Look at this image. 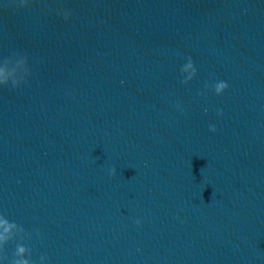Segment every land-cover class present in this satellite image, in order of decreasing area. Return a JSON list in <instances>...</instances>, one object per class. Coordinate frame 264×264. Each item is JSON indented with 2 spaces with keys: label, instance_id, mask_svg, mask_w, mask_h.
Listing matches in <instances>:
<instances>
[{
  "label": "water",
  "instance_id": "1",
  "mask_svg": "<svg viewBox=\"0 0 264 264\" xmlns=\"http://www.w3.org/2000/svg\"><path fill=\"white\" fill-rule=\"evenodd\" d=\"M0 237V264H264V0H0Z\"/></svg>",
  "mask_w": 264,
  "mask_h": 264
},
{
  "label": "clouds",
  "instance_id": "2",
  "mask_svg": "<svg viewBox=\"0 0 264 264\" xmlns=\"http://www.w3.org/2000/svg\"><path fill=\"white\" fill-rule=\"evenodd\" d=\"M189 66L191 67V64ZM227 89H228V84L225 82H221L217 85V93L218 94H223ZM214 130L215 129H213V131ZM113 172H115V170H113ZM12 227H14V225L4 224L5 232L10 233ZM0 239H4L6 241V237H0ZM18 251L22 255L24 253L25 249L23 247H19ZM23 264H27V261H24Z\"/></svg>",
  "mask_w": 264,
  "mask_h": 264
}]
</instances>
